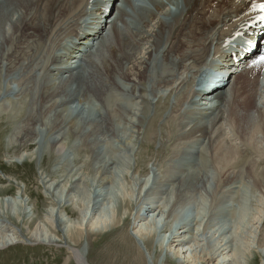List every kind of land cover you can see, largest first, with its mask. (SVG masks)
<instances>
[{"label": "bare ground", "instance_id": "obj_1", "mask_svg": "<svg viewBox=\"0 0 264 264\" xmlns=\"http://www.w3.org/2000/svg\"><path fill=\"white\" fill-rule=\"evenodd\" d=\"M108 1L0 0V105L28 102L8 141L34 147L9 163L56 155L38 178L42 216L16 179L12 198L1 186L0 250L65 244L64 264H89V236L115 230L136 264H264V0H112L111 13ZM211 58L228 83L195 102Z\"/></svg>", "mask_w": 264, "mask_h": 264}, {"label": "rangeland", "instance_id": "obj_2", "mask_svg": "<svg viewBox=\"0 0 264 264\" xmlns=\"http://www.w3.org/2000/svg\"><path fill=\"white\" fill-rule=\"evenodd\" d=\"M199 2L200 1L198 0L196 4H198ZM205 19H206V15L201 17L202 22L208 25ZM208 27H210V24L208 25ZM193 30L190 33H192ZM190 33L186 34L183 32L182 36L183 37L189 36ZM60 42L61 40H59L58 43ZM32 45L33 47H36L34 45H37L39 50L44 49V44L41 45V42L36 41V42H33ZM253 88H254V84L252 85L250 89H253ZM26 98L27 97L22 99L23 102L22 100L15 101L14 99L10 100L8 98L9 99L8 101V99H6L5 100L6 108H8L7 106H10L9 107L10 110L8 109V111L5 110L6 108H2L3 106L0 105V188L1 186L5 187L8 185L7 187L8 189L5 191V193H2V196H5L7 194L8 198L9 197L12 198L14 195H16L18 185H16L17 183L15 184L11 182V180L16 179L22 187L25 186L26 195L29 196L30 203L32 205L31 209L35 208V212H37L39 216H42L51 201H49L47 199V196H45L46 195L45 191L43 190V187L41 186V184L38 183L39 181L38 178L42 171L46 170V172H50V170L52 169V165H53L52 161L56 159V155L54 154L51 157L50 155L45 154L43 160L40 162L39 165L36 162H30V161H26L24 164L11 163L12 166L9 163L13 159L14 156H17L15 155V153L20 154L23 149L25 151H30L34 148L33 146H31L28 148L22 147L20 148L21 150L19 148L14 149L10 146L9 141H8L9 138H12L14 136V131L18 130V128L19 129L25 128L24 122L27 119V104L26 103H28L26 101ZM168 99H169L168 101H171L172 98L171 99L168 98ZM24 104L26 105L24 106ZM154 106H155L154 104L150 106V111L148 115L150 113L154 114L155 112ZM163 107H168V103L164 104ZM1 108L3 109V111ZM20 108H24V110L21 111ZM148 123L150 122H147L144 128H150L152 126ZM157 123H158V128H160V125L162 123L161 117L160 119L158 118L157 121L154 123V126H155L154 129H157L156 128ZM157 130L158 132L160 131V129H157ZM173 146L174 145H172L171 147ZM157 148L158 146H155V143H154L151 149H146L149 152L148 158H152L150 157V154H152L151 156H153V152H155ZM168 154L169 152L164 151L162 157L166 158ZM155 155H157V152H155ZM161 155H159V157H161ZM245 156L248 157L247 159H250L253 157V154L251 153L250 149L246 150ZM159 159H162V158H159ZM49 162L51 163L50 165H49ZM48 168L49 170H47ZM258 168L259 169L264 168V163L261 162ZM237 170L239 171V168L236 169L235 171ZM242 191H243V186L241 185L239 189L240 194L242 193ZM69 210L70 211L68 213L71 214L73 218H78L77 212H75L71 208ZM89 237L90 238H88L89 239L88 246H87V241H84V242L82 241L81 245L76 247L77 249H79V248H83L84 246H87L85 248H87V253H88L87 261L89 264H131V263L136 264L135 260L133 261L130 257H127L126 255H124L122 253L123 250L121 252V250L118 248L117 244L121 240L119 238V234L117 233V231L113 230V231H110V232H107L101 235H90ZM68 244L70 243L68 242ZM68 250L69 249L65 247V244L57 247V246H47L45 244H32L30 242L29 243H15L10 246H7V249L0 250V264H64L67 259L66 257L69 256ZM146 257H147V260L144 262V264H156V262L158 264H166V260H167V257L165 254L164 255L162 254L158 259L154 256V254H152L150 256V258L152 257V261L150 260L148 256ZM254 262H256L255 264H260L257 260H254ZM70 264H76V263L74 261H71Z\"/></svg>", "mask_w": 264, "mask_h": 264}, {"label": "snow or ice", "instance_id": "obj_3", "mask_svg": "<svg viewBox=\"0 0 264 264\" xmlns=\"http://www.w3.org/2000/svg\"><path fill=\"white\" fill-rule=\"evenodd\" d=\"M261 62H264V57H261Z\"/></svg>", "mask_w": 264, "mask_h": 264}]
</instances>
